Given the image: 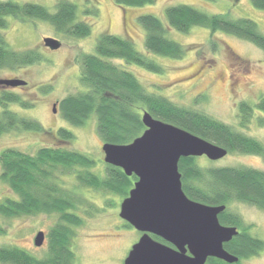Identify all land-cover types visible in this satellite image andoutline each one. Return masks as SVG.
Returning <instances> with one entry per match:
<instances>
[{
  "label": "trees",
  "instance_id": "1",
  "mask_svg": "<svg viewBox=\"0 0 264 264\" xmlns=\"http://www.w3.org/2000/svg\"><path fill=\"white\" fill-rule=\"evenodd\" d=\"M128 7L153 5L155 0H115ZM251 5L264 11V0H250ZM54 11L36 3H17L0 0V30L6 29L7 18L18 21L35 19L47 22L56 33L83 39L90 35V25L77 20V6L68 0H57ZM85 14L97 16L96 9ZM137 21L144 31V47L148 53L171 59L184 56L185 47L167 37L168 28L187 33L193 27L243 39L264 51V34L257 24L245 18L230 19L225 14H206L190 5L178 4L164 9L163 20L143 14ZM41 60L39 52L14 51L0 32V70H16ZM119 61L118 64L113 61ZM79 82L83 91L68 95L59 102L63 120L73 127H81L95 116L96 133L104 143L126 145L145 130L141 116L149 113L154 119L179 127L203 140L220 146L227 152L262 155V146L237 132L233 127L204 113L179 106L165 97L148 93L136 77L124 67L135 65L149 72L162 73V67L138 52L133 43L113 34L98 36L93 54L79 57ZM0 136L10 132H43L35 120L18 116L7 107L18 104L30 108L33 103L23 100L9 87L0 85ZM254 110L264 113V96L250 105L240 103L237 118L241 128L251 120ZM57 137L69 142L73 134L59 128ZM94 161L87 155L59 147H42L35 154L5 149L0 153V180L13 192L15 198L0 201V216L15 218L38 214L56 215L55 224L46 234L47 253L37 259L24 250L0 247V264H75L72 243L75 229L83 223L76 214L81 202L73 192L60 183L62 175H74L83 188L113 193L121 199L128 196L137 180L126 176L120 168L105 163L104 176L90 171ZM183 192L188 198L213 206H225L218 215L222 225L236 227L239 233L224 249L239 260L258 255L264 250V241L249 234L240 218L229 212L227 206L241 202L264 211V172L246 167L202 168L195 157L181 158L178 162ZM122 199V200H123ZM127 224V223H126ZM127 228H132L128 224ZM153 239L165 243L158 237ZM205 264H228L208 258Z\"/></svg>",
  "mask_w": 264,
  "mask_h": 264
},
{
  "label": "rangeland",
  "instance_id": "2",
  "mask_svg": "<svg viewBox=\"0 0 264 264\" xmlns=\"http://www.w3.org/2000/svg\"><path fill=\"white\" fill-rule=\"evenodd\" d=\"M11 1L40 4L53 12L57 0ZM68 1L77 6V20L90 25L88 37H66L56 33L47 22L35 19L22 22L7 18V28L0 30L10 49L21 52L32 50L41 56V60L34 65L16 70L1 69L0 80L16 78L26 82L25 86L11 89L33 106L23 108L10 104L7 108L20 117L37 121L44 129L40 133L21 131L1 135L0 153L5 149H15L33 155L42 147H59L87 155L94 161L90 171L99 177L104 176L103 142L96 133L95 116H91L83 126L73 127L62 119L59 102L84 90L79 82V57L81 54H93L98 36L106 33L130 40L138 52L162 67V73L149 72L135 65L124 67L148 93L160 95L179 106L223 122L257 141L263 149L262 155L227 152L217 161L198 157V166L204 169L246 167L264 172V113L254 110L244 128L240 127L237 118L240 103L254 105L264 96V51L248 41L222 32L210 33L207 29L193 27L187 33H179L168 28L167 37L184 46L186 52L180 59L165 58L145 50L144 31L137 21V17L143 14L163 20L166 7L186 4L206 14L250 19L264 34V11L255 9L250 0H155L153 5L128 8L117 5L115 0ZM90 9H96L97 16L85 14ZM45 38L57 40L60 47L48 49L44 46ZM113 62L119 63L116 60ZM59 128L70 131L73 140H60L56 134ZM60 179V184L81 202L76 214L83 223L74 230L72 243L75 264H123L131 246L141 235L133 228H127L126 222L118 215L123 198L83 188L74 175H62ZM5 198H15V195L0 180V201ZM227 210L240 218L251 236L264 241L263 210L241 202L229 204ZM56 220V215L45 214L15 218L0 216V247L18 248L42 259L47 253L45 235ZM38 232H43L45 236L41 247L33 243ZM240 264H264V250L256 256L240 260Z\"/></svg>",
  "mask_w": 264,
  "mask_h": 264
},
{
  "label": "water",
  "instance_id": "3",
  "mask_svg": "<svg viewBox=\"0 0 264 264\" xmlns=\"http://www.w3.org/2000/svg\"><path fill=\"white\" fill-rule=\"evenodd\" d=\"M50 50L60 47L57 40L45 38ZM3 87L26 85L21 79H1ZM53 112L55 109L53 107ZM145 130L126 145L102 144L104 163L120 168L137 180L119 206V217L139 232L123 264H205L216 258L228 264L238 258L223 244L239 231L220 224L218 215L225 206L194 201L182 190L178 162L181 158L206 157L217 161L227 150L203 140L179 127L154 119L143 112ZM158 237L167 244L156 241ZM44 233L38 232L34 245L41 247Z\"/></svg>",
  "mask_w": 264,
  "mask_h": 264
},
{
  "label": "flooded vegetation",
  "instance_id": "4",
  "mask_svg": "<svg viewBox=\"0 0 264 264\" xmlns=\"http://www.w3.org/2000/svg\"><path fill=\"white\" fill-rule=\"evenodd\" d=\"M220 224H221V223H220ZM224 226H225V225H224ZM45 236H46V235H45ZM45 236H44V239H45ZM152 238H153V237H152ZM164 242H165V241H164ZM164 244H167V245H168V243H166V242H165ZM42 245H43V244H42Z\"/></svg>",
  "mask_w": 264,
  "mask_h": 264
}]
</instances>
